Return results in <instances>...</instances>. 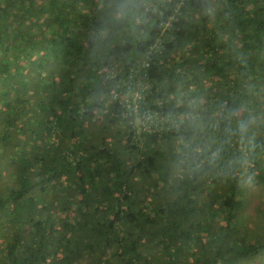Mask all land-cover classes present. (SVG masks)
I'll use <instances>...</instances> for the list:
<instances>
[{
    "label": "trees",
    "instance_id": "obj_1",
    "mask_svg": "<svg viewBox=\"0 0 264 264\" xmlns=\"http://www.w3.org/2000/svg\"><path fill=\"white\" fill-rule=\"evenodd\" d=\"M97 3L0 0V264H257L264 240L248 231L264 207L244 214L239 178L257 162L178 182L162 135L79 111ZM220 3L215 24L173 26L161 63L144 71L195 74L259 108L264 0ZM146 49L131 53L125 76Z\"/></svg>",
    "mask_w": 264,
    "mask_h": 264
},
{
    "label": "clouds",
    "instance_id": "obj_2",
    "mask_svg": "<svg viewBox=\"0 0 264 264\" xmlns=\"http://www.w3.org/2000/svg\"><path fill=\"white\" fill-rule=\"evenodd\" d=\"M224 7L220 0H98L85 35L93 69L79 111L93 122L162 135L170 176L178 182L231 176L264 148V93H257L262 104L256 108L243 96L217 94L195 74L144 71L161 63V37L173 26L215 24ZM144 45L143 62L125 76L131 53Z\"/></svg>",
    "mask_w": 264,
    "mask_h": 264
},
{
    "label": "rangeland",
    "instance_id": "obj_3",
    "mask_svg": "<svg viewBox=\"0 0 264 264\" xmlns=\"http://www.w3.org/2000/svg\"><path fill=\"white\" fill-rule=\"evenodd\" d=\"M250 158L251 159H249V161H251L252 163L257 162L258 166H253L252 164H249L248 166H253L252 170H244L243 172H240L242 174H240L239 178L241 187L245 193V201L248 203V208L245 210L244 214L251 213L256 215L263 211L259 207H264V148H261L257 153L252 154ZM249 176L252 177L250 183L248 182ZM248 232V236L254 239L255 241H263L264 219L262 218V221H259L256 230L249 229ZM262 255V259H264V253ZM261 260L259 258L257 264H264V262H262Z\"/></svg>",
    "mask_w": 264,
    "mask_h": 264
}]
</instances>
